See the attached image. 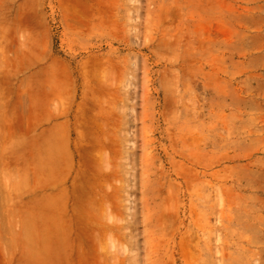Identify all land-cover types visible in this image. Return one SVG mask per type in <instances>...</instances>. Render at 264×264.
<instances>
[{
	"label": "rangeland",
	"instance_id": "rangeland-1",
	"mask_svg": "<svg viewBox=\"0 0 264 264\" xmlns=\"http://www.w3.org/2000/svg\"><path fill=\"white\" fill-rule=\"evenodd\" d=\"M60 79L100 261L264 264V0H0V106Z\"/></svg>",
	"mask_w": 264,
	"mask_h": 264
},
{
	"label": "crops",
	"instance_id": "crops-1",
	"mask_svg": "<svg viewBox=\"0 0 264 264\" xmlns=\"http://www.w3.org/2000/svg\"><path fill=\"white\" fill-rule=\"evenodd\" d=\"M52 86L59 94L45 88L42 111L29 96L0 106V264H66L63 248L78 247L86 230L87 204L74 194L79 151L93 131L79 117L83 106L67 98L66 80Z\"/></svg>",
	"mask_w": 264,
	"mask_h": 264
},
{
	"label": "bare ground",
	"instance_id": "bare-ground-1",
	"mask_svg": "<svg viewBox=\"0 0 264 264\" xmlns=\"http://www.w3.org/2000/svg\"><path fill=\"white\" fill-rule=\"evenodd\" d=\"M54 85H55V82H54ZM91 210L92 208L88 206L84 207L82 210V213L88 217V220H87V217L83 219V223L85 222L86 224L87 222V224L84 225L86 226V230L85 229L79 230V234H78V239H80L79 241L80 245L77 247V250H78V255L81 259L79 264H104L102 256H101V261H100L99 254L95 252L97 248V240L96 239L94 240L93 237L91 236L92 233H90L92 230L91 227H94L93 224H96V221H94V219L90 217L92 213ZM168 214L169 212L167 213L165 209L162 210V216L166 215L164 219L168 218ZM157 221H159L158 218H157ZM159 222L164 224V221L162 219ZM91 237H92V241L89 240L91 239ZM139 243L140 242L137 240V264H144V259L141 257V254H140L141 246L139 245ZM99 245L101 246L100 243Z\"/></svg>",
	"mask_w": 264,
	"mask_h": 264
}]
</instances>
